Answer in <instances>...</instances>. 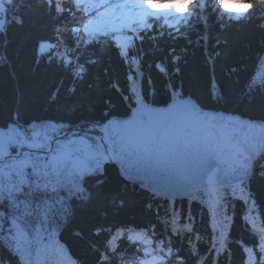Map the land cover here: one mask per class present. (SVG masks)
<instances>
[{"label":"trees","instance_id":"16d2710c","mask_svg":"<svg viewBox=\"0 0 264 264\" xmlns=\"http://www.w3.org/2000/svg\"><path fill=\"white\" fill-rule=\"evenodd\" d=\"M0 1L6 13L0 27V130L10 125L25 130L34 123L59 131L92 129L135 106L183 97L204 109L264 122V0H242L246 11L237 18L222 12L217 0H207L202 8L198 2L173 24L151 20L125 52L106 35L78 41L82 12L70 0ZM44 43L57 48L41 52ZM56 49L70 53V63ZM130 78L138 80L137 89H130ZM86 186L85 201L78 195L42 219L48 230H60L38 264H48L52 250L63 251L61 257H72L75 264H113L128 254L125 264L138 253L126 233L137 232L131 236L142 245L144 228L151 230L153 249L164 248L160 255L167 264H212L218 246L216 264H254L250 253L263 258L264 160L241 185L248 203L221 188L213 213L205 192L192 200H165L103 176L88 179ZM2 214L0 209L5 235L0 264H19L17 258L32 262L43 239L28 243L30 228L24 239L13 236ZM177 223L186 228L177 229ZM117 228L123 238L109 250L108 236Z\"/></svg>","mask_w":264,"mask_h":264},{"label":"water","instance_id":"95a60500","mask_svg":"<svg viewBox=\"0 0 264 264\" xmlns=\"http://www.w3.org/2000/svg\"><path fill=\"white\" fill-rule=\"evenodd\" d=\"M105 139L95 131L70 132L95 136L105 154L100 162L110 182L132 184L162 198L189 199L211 186L250 179L264 155V122L202 108L191 97L165 105L134 107L125 116L104 122ZM85 169L95 151L84 148ZM70 149L67 157L81 158Z\"/></svg>","mask_w":264,"mask_h":264},{"label":"rangeland","instance_id":"374dc122","mask_svg":"<svg viewBox=\"0 0 264 264\" xmlns=\"http://www.w3.org/2000/svg\"><path fill=\"white\" fill-rule=\"evenodd\" d=\"M103 2H110V0H102ZM149 5H161L164 6L162 10H155ZM223 6L220 7L221 11L224 13H227L230 10L233 11L235 6L233 3L226 1ZM168 6H174V7H168ZM196 5V0H113V3H109L105 7V17L104 19L98 20L93 24V28L97 31H100L101 25L102 24H107L110 23L114 26L117 27L119 30L117 35H116V44L117 46L122 50V52H125L126 46L130 40L133 38L138 37V31L142 29L143 24L147 21V17H157V16H164V17H173V16H179L181 15L186 9H193L195 8ZM133 26H136L135 28ZM42 45H48V49L52 50L53 48H57L56 44H50V43H44ZM41 48V46H40ZM57 50V49H56ZM58 55L60 58H63L66 63H70L71 56L70 53H68L66 50H57ZM135 66V67H134ZM133 67L135 69V73L137 76V79L140 78L139 71L136 67V65L133 63ZM131 83H130V89L135 90L138 87V80L130 78ZM26 135L23 134V137L21 136H16V139L18 141L20 140H25ZM35 137H31L29 140H26V143H16L17 147L21 146L22 148H19V151L17 152L15 149H13V157L15 158L12 163L17 164V162L24 161L27 159H30L32 161V165H37V167H40V163H42V157H34L32 154H23L24 151L28 149H32L33 147L31 146H36L39 147V145L36 143H33ZM63 140V139H61ZM9 142V141H8ZM62 142V141H61ZM60 142V143H61ZM64 143V141L62 142ZM68 144H66V147ZM36 149V148H34ZM15 154V155H14ZM20 154H23L20 156ZM8 150L7 154L3 155V158L0 159V163L4 162L5 160L8 159ZM35 158V161L33 162L32 158ZM59 159V158H58ZM55 161V159H54ZM29 202L21 204V206L26 207V206H31V204H36V198L32 196V194H29L28 192L23 193L21 197L29 198ZM19 204V205H20ZM5 216V214H2ZM1 220V219H0ZM7 225V224H5ZM4 225V226H5Z\"/></svg>","mask_w":264,"mask_h":264},{"label":"snow or ice","instance_id":"6c2138e0","mask_svg":"<svg viewBox=\"0 0 264 264\" xmlns=\"http://www.w3.org/2000/svg\"><path fill=\"white\" fill-rule=\"evenodd\" d=\"M217 3L220 4L221 7L223 6L222 5V0H217ZM149 7L159 11V10H162V8L164 6H161V5H149ZM168 7H174V6H168ZM226 11H230V10H226ZM242 11H246V9L242 10ZM47 49H48V45H41L40 51L41 52H45V51H47ZM18 135L23 137V133L17 132L15 129H9V131L7 133L0 132V159L3 158V155L7 154V142L8 141H11L13 144L26 143L27 142L25 140L17 141L16 140V136H18ZM33 135L35 137V136H38L39 133H34ZM26 156H27V154H26ZM17 165H18V171L19 172H22L24 167L33 166L32 165V161L30 159L17 162ZM188 230L190 231L191 228H188ZM123 235H124V231H117L116 234L112 237V239L110 241H108L109 248L112 249L113 251H115L117 249V247H118L117 246V241ZM128 239L132 240L133 237L131 235H128ZM162 251H164L163 247L159 249V253L162 252ZM144 252H145L146 255H150V253L148 252L147 248L144 249ZM171 254H172V249L169 248L167 250V257L170 258ZM104 259L106 260L107 257H104ZM142 264H167V261H166V257L165 256H161L159 254V256H153L151 261H144V262H142Z\"/></svg>","mask_w":264,"mask_h":264},{"label":"bare ground","instance_id":"6f19581e","mask_svg":"<svg viewBox=\"0 0 264 264\" xmlns=\"http://www.w3.org/2000/svg\"><path fill=\"white\" fill-rule=\"evenodd\" d=\"M47 188L53 190V187L52 186H47ZM40 194L41 195H44V196L49 195V193L46 190L41 191ZM36 196H40V195H36ZM25 200L28 201V198L26 197Z\"/></svg>","mask_w":264,"mask_h":264}]
</instances>
